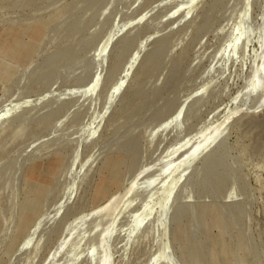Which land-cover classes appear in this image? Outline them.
<instances>
[{
	"label": "rangeland",
	"instance_id": "1",
	"mask_svg": "<svg viewBox=\"0 0 264 264\" xmlns=\"http://www.w3.org/2000/svg\"><path fill=\"white\" fill-rule=\"evenodd\" d=\"M0 264H264V0H0Z\"/></svg>",
	"mask_w": 264,
	"mask_h": 264
},
{
	"label": "bare ground",
	"instance_id": "2",
	"mask_svg": "<svg viewBox=\"0 0 264 264\" xmlns=\"http://www.w3.org/2000/svg\"><path fill=\"white\" fill-rule=\"evenodd\" d=\"M172 165V164H171ZM168 171V170H167ZM172 172V169L169 171V172H167L166 174H170ZM118 200V198L116 197V199L114 198V199H112V201H108L104 206H102V207H98V209H97V213L99 214V215H104V213H106L107 214V211H109L110 209H112V206L114 205V203H116V201ZM119 201V200H118ZM119 207V206H118ZM116 210V209H115ZM105 217V216H104Z\"/></svg>",
	"mask_w": 264,
	"mask_h": 264
},
{
	"label": "water",
	"instance_id": "3",
	"mask_svg": "<svg viewBox=\"0 0 264 264\" xmlns=\"http://www.w3.org/2000/svg\"><path fill=\"white\" fill-rule=\"evenodd\" d=\"M236 115H237V114H236ZM236 115H235V116H236ZM235 116H234V117H235ZM232 118H233V117H232ZM230 119H231V118H229L228 120H230Z\"/></svg>",
	"mask_w": 264,
	"mask_h": 264
}]
</instances>
